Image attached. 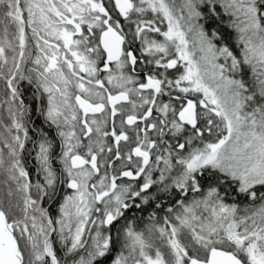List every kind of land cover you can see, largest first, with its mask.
<instances>
[{
  "label": "snow or ice",
  "instance_id": "obj_1",
  "mask_svg": "<svg viewBox=\"0 0 264 264\" xmlns=\"http://www.w3.org/2000/svg\"><path fill=\"white\" fill-rule=\"evenodd\" d=\"M0 80V264H264V0H0Z\"/></svg>",
  "mask_w": 264,
  "mask_h": 264
},
{
  "label": "trees",
  "instance_id": "obj_2",
  "mask_svg": "<svg viewBox=\"0 0 264 264\" xmlns=\"http://www.w3.org/2000/svg\"><path fill=\"white\" fill-rule=\"evenodd\" d=\"M26 67H31V65H27ZM6 90V85H5V82L3 80H0V97H3V93L4 91ZM27 94V99L31 98V95L30 93H26ZM28 166L30 167V163L31 161H28ZM0 179H2V177H0ZM241 207H248V204L247 202H242L241 204ZM142 224L141 221H137L135 220V226L139 227V225ZM58 249H59V245H57ZM62 253L58 250V255H61ZM106 264H107V261H106Z\"/></svg>",
  "mask_w": 264,
  "mask_h": 264
},
{
  "label": "flooded vegetation",
  "instance_id": "obj_3",
  "mask_svg": "<svg viewBox=\"0 0 264 264\" xmlns=\"http://www.w3.org/2000/svg\"><path fill=\"white\" fill-rule=\"evenodd\" d=\"M106 2H107V0H106ZM107 6H109V7H111V5L110 4H108ZM161 28L163 29V27L161 26ZM157 38L158 39H162V37H158L157 36ZM171 72H174L175 70H170ZM31 98H29V100H30ZM30 165V169H31V167H32V162L29 164ZM151 209H149V211H150ZM163 213H158V215H162ZM129 215H131V214H129ZM136 217H138L137 219H135V220H137V221H141V223H142V225L143 224H145L147 221H148V211H146V212H144V213H140L139 211H137V213H136ZM149 222V221H148Z\"/></svg>",
  "mask_w": 264,
  "mask_h": 264
},
{
  "label": "rangeland",
  "instance_id": "obj_4",
  "mask_svg": "<svg viewBox=\"0 0 264 264\" xmlns=\"http://www.w3.org/2000/svg\"><path fill=\"white\" fill-rule=\"evenodd\" d=\"M161 26L163 27L162 30H164L165 26H164V25H161ZM242 208H243V207H242ZM147 224H148V221H147L145 224H143V225L140 224L139 227H137V226H136V227H137L138 229H141V230H142Z\"/></svg>",
  "mask_w": 264,
  "mask_h": 264
}]
</instances>
